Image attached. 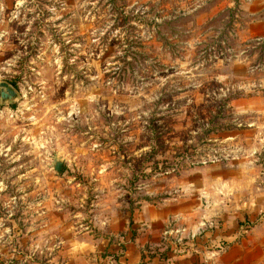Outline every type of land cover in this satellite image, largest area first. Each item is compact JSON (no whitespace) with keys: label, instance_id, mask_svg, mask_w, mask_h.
<instances>
[{"label":"rangeland","instance_id":"374dc122","mask_svg":"<svg viewBox=\"0 0 264 264\" xmlns=\"http://www.w3.org/2000/svg\"><path fill=\"white\" fill-rule=\"evenodd\" d=\"M263 39L264 0H0V264H128L156 209L261 223Z\"/></svg>","mask_w":264,"mask_h":264},{"label":"crops","instance_id":"0c3cea01","mask_svg":"<svg viewBox=\"0 0 264 264\" xmlns=\"http://www.w3.org/2000/svg\"><path fill=\"white\" fill-rule=\"evenodd\" d=\"M172 211H150L146 218H138L139 226L162 224L163 229L153 228L141 232L128 245L125 258L128 264H264V220L238 234L235 223L232 230L224 234L218 221L202 220L183 224L182 217H173ZM172 218V219H171ZM177 220V222H174ZM179 220V221H178ZM149 231V233H148ZM180 232V234H179ZM148 233V234H146ZM167 238V255H146L150 235ZM165 235V236H164ZM227 239L229 242L224 241ZM223 243V244H222ZM161 250V249H160ZM144 255L145 258H144Z\"/></svg>","mask_w":264,"mask_h":264},{"label":"water","instance_id":"95a60500","mask_svg":"<svg viewBox=\"0 0 264 264\" xmlns=\"http://www.w3.org/2000/svg\"><path fill=\"white\" fill-rule=\"evenodd\" d=\"M0 96L1 102H12L19 97L18 90L7 81H0ZM53 168L57 173H61L64 168V161L60 158H56L53 163Z\"/></svg>","mask_w":264,"mask_h":264},{"label":"trees","instance_id":"16d2710c","mask_svg":"<svg viewBox=\"0 0 264 264\" xmlns=\"http://www.w3.org/2000/svg\"><path fill=\"white\" fill-rule=\"evenodd\" d=\"M257 43H260V44H262V46H263V45H264V39H263L262 41H259V40H258Z\"/></svg>","mask_w":264,"mask_h":264}]
</instances>
